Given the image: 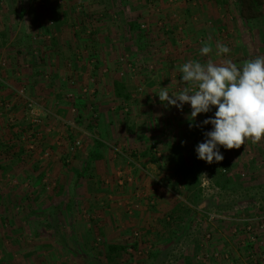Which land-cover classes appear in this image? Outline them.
Returning a JSON list of instances; mask_svg holds the SVG:
<instances>
[{
	"label": "rangeland",
	"instance_id": "obj_1",
	"mask_svg": "<svg viewBox=\"0 0 264 264\" xmlns=\"http://www.w3.org/2000/svg\"><path fill=\"white\" fill-rule=\"evenodd\" d=\"M200 1L182 3L194 2L191 5L200 12ZM208 1L215 5L208 6L209 19L201 22L193 16L189 22L192 14L186 17L182 11L188 4L177 6L176 0H0V47L8 55L23 47L17 51L28 54L25 80L30 81L28 86L21 82L12 87L11 99L0 98L14 104L9 111L0 107L1 111H21L23 119L17 126H27L21 133L2 129L3 144L13 147L19 141L22 152H28L19 155L18 163L13 154L4 159L1 155L0 160L14 159L20 176H42L27 185L19 179L7 191L6 182L0 185L5 195L0 208L6 209L0 212V264H261L255 260L264 247V198L256 191L263 186L251 181L245 160L241 159L242 166L228 167L198 159L196 146L205 139L176 119L172 107L168 110L156 95L161 87H169L172 93L183 89L179 66L189 56L183 39L188 31L203 24L210 32L219 24L224 44L232 42L234 31L243 30L238 36L246 39L248 22L231 18L240 13L236 0ZM218 12L230 14L227 21L215 23ZM61 59L66 61L62 64ZM2 62L7 66L2 67ZM8 63L0 56V94L7 86L12 65ZM116 80L127 85L130 100L115 96ZM22 89L34 101L36 113L43 111L50 121L44 122L43 114H38L40 122L31 123L19 94ZM44 144L52 146L51 151L38 155ZM80 149L88 152L92 162L73 155ZM55 151L53 158H59L50 161ZM98 151L111 154L110 163L99 166L103 154ZM228 151L224 149V160ZM47 154V160H40ZM118 159L120 166L140 165L143 169L136 168L152 175L150 184L156 192L144 196L146 203L135 202L146 206L149 216L153 214L156 230L151 233L143 232L139 221L127 222V217H134L128 213L137 208L130 202L115 205L122 203L123 196L116 201L107 191L98 195L87 186L83 193L84 183L98 185L100 191L114 187V194L127 187L119 184L125 168H112V160ZM93 161L104 177L107 174L104 180L97 166H91ZM78 169H82L80 183V176L73 174ZM205 170L210 178L207 187L200 178ZM121 208L126 212L121 220L127 225L122 240L117 225L116 230L108 228L113 214L121 222L117 212ZM54 210L61 219L59 231L53 227ZM75 217L80 220L76 229ZM112 244L127 249L107 261Z\"/></svg>",
	"mask_w": 264,
	"mask_h": 264
},
{
	"label": "crops",
	"instance_id": "obj_2",
	"mask_svg": "<svg viewBox=\"0 0 264 264\" xmlns=\"http://www.w3.org/2000/svg\"><path fill=\"white\" fill-rule=\"evenodd\" d=\"M169 1H173V0H168V2ZM176 1H178L177 2V4H178L177 6H183V5L185 6L186 4H188V6H186V10L184 9L182 11H184L186 13V17L188 15L192 14V16L187 18V20H189V22L194 20L193 16L194 17L197 16V18H199V20L201 22L205 18L209 19V16L212 15L210 13V9L214 8V6H215V5L212 4V2H210L208 0L200 1V3H199L200 4V12H199V11H197V7L198 6L195 5V4L192 6L191 5L192 2H189V3H184L183 2L182 3L183 0H176ZM209 5L211 7L210 9L208 8ZM172 12H174V11H172ZM235 13H236L235 16H232L231 18L235 17L238 22H242L241 21L242 18L240 16V13L239 14H237V12H235ZM157 15H155V19L156 20L159 19L157 17ZM174 15L178 16V14H174ZM180 15H181L180 16L181 19H183V21H186L184 19L186 17L183 14H180ZM229 16H230V14H228V13L218 12V13L215 14L214 22L215 23L216 22L217 23L225 22V21H227V18ZM246 21L248 22L246 24V39L244 40L241 36H238V33H240V31H243V30L234 31L233 32L234 36L232 38V42L229 43L231 45V46H229L230 52L227 53V54L217 55V51H218V49L216 47L217 43H220V44H223V45H226V46L229 45V44H224L223 43L224 41L220 38V36L218 34L219 30H217V29H219V27H221L219 24L216 27H213V30H211L210 32L209 31H205L206 29L203 28V27H205V26H203V24H202V26L199 25L200 29H198V30L188 31L187 34H184V36H183V39L185 41L184 44L188 45L187 48L185 47V50H187L186 54L189 55L187 57V59H186V62L190 61V60L196 61V58H198V60L201 63H206L208 60H212L213 62H216V63H222L225 59H231L232 62L236 63L237 65H241L246 60L255 59L258 56H264V12L262 14H260L259 16H257V18L248 19ZM58 35L59 34H56V37H58ZM13 40H15V39H13ZM196 41H198V42H196ZM203 42H204V44L207 43L213 49V51L210 53V54H213L212 57L209 56L210 54L207 55V56H203V55L200 54V49H201L202 46H204V44H202ZM7 44L11 45L12 42L10 40H8ZM174 45H175V42L173 44H170V46L172 48L175 47ZM3 48L4 47H0L1 59L7 60L9 62L8 63L9 65H10V62H11L12 65H10V69H9V71L7 73V76H8L7 86L5 87L4 92L0 94V98L3 97V98H6V99L7 98L11 99V97L9 98V96H11V93H13L12 92L13 91L12 87H16V86L18 87V84L21 83V82L22 83H26V85L28 86V83L30 82L28 80H25V78H26L25 75L28 74L27 72L29 70V63H28L29 59H27V57H28L27 52H25L24 50L23 51H17V50H22L23 47H22V49L14 50L13 53L10 52L9 55L5 51H3ZM195 55H197V56H195ZM61 57H62V55H61ZM63 61L65 62L66 60L64 59ZM63 61L61 59V63ZM69 61H71V60H69ZM76 68H77V66H76ZM182 83H183L182 84L183 88L184 87H189V88L192 87L191 85H186L183 81H182ZM193 90H195V89H193ZM168 91L170 93L173 92L172 89H168ZM18 98H19V96H18ZM171 107H172L173 111H175V112L172 113V115L174 114L176 119L184 120V121H182V124L186 125L187 127H190V124H192L193 125L192 128L194 130H191V131L196 133V134H198L201 137V139H205L204 132L212 130V126L210 124L209 125H203V126H201V125H202V122L205 119H207L209 117H214V113L216 111L215 108H213L212 111H210L209 113L200 114L199 116L196 117L195 121H191L189 119L190 112H191V106L190 105L185 104L183 106V110L182 111L178 110L174 106H171ZM166 108H168V110H170L168 106ZM40 112H38V114H43L42 116H44V118H43L44 122H47V119H49V121H50V117L48 118L47 115L43 113V111H40ZM11 113H13V112H11ZM21 114H22L21 111H18V110H17V112L15 114H10L9 112L1 111V109H0V156L4 155V156H2L3 159H4V157L6 155H12L13 154V156H15V157L17 156V158H16L17 159V163L19 162V159L22 158L19 155L20 154L23 155V154L27 153L28 151H26V152H22L21 151L24 148H22V146L20 147L18 145L20 143L19 141H18V144L13 143V147L11 146V144L9 146H7V143L4 145L3 144L4 140L2 139V136H4V134L2 132V129H27V126H25V125L23 127L22 126H17V123H19L18 120L21 121V119H23V116ZM167 115H170V114H167ZM29 124H31V123L29 122ZM20 127H22V128H20ZM36 128L37 129H42L43 127H41V128L36 127ZM192 128L190 127V129H192ZM191 131L189 133H191ZM4 147H5V149H4ZM51 148H52V146H50L48 144H44L41 148H39L40 150L38 149L39 153H37V154L40 155L41 152L43 153V152H45L48 149H49V151H51ZM224 149L225 148L223 146L220 147V152L223 155V157L225 158ZM3 150H5L6 153H4ZM17 152H19V153H17ZM98 152L100 154L102 153L104 155V157H103V155L100 156L101 160L98 161V165L99 166H101L102 164L103 165H107L108 162L110 163L109 158L111 157V154L109 155L110 157H108V155L105 156L103 151H98ZM56 153H58V152L55 151L53 153L52 152L50 153V158H49L50 161L55 160V159L57 160L59 158V157H56L55 159L53 158V157H55ZM237 153H240L241 155L243 154V156H241V158H239L238 156H236ZM73 155H75V156L77 155L78 159H79V157H80V159H83V158L86 157L87 161L90 160L88 152H86V151H84L82 149L76 151L75 153H73ZM47 156H48V154L46 156H44V157L41 156L40 160H43V159L47 160L48 159V158H46ZM241 159L245 160V162H246L245 165L247 166V168H245V169H247V172H250L248 175H249V177L252 178L251 181L254 182V183L257 182L258 185L261 184V186H263V188H261V190L256 191V193H260L261 192L263 195L260 194L262 196H259V197L260 198L261 197L264 198V139H262V141L258 142L257 144L251 143L250 140L246 141V145L245 146L242 145L240 149H232L231 153H229L227 155V160L223 159L222 161L218 162L217 164H221V163L225 164L224 162L228 161L227 164H229V165L242 166L241 163L244 162V161L241 162ZM184 160L186 161L185 157H184ZM68 161H70L69 157H68ZM120 162H121V160H119V159L118 160H112V165H113L112 168L114 169L116 165H117L116 169H121V168L124 169L125 168V170H124L125 175H124L122 181L119 180V184L120 183L122 184L124 182V183L128 184L127 187H120V189H119L120 192H117L116 194H114V189H113L114 187H110V188L102 187L101 188L102 191H100V189L97 188L98 185H94L92 183L90 185L89 184L85 185V183H84L83 184V189H84L83 193H84V195H86V192H87L86 186H87L88 187V191H90L91 193H94V194H98V195H103L104 196V194L102 192L107 191L109 197L114 198V200H116V201H118V198H119L118 195L119 196H123L122 203H120L118 201L119 203L117 202L115 205L124 204V206H125L126 203L130 202L131 204H133L135 206L137 204V203H135L137 200L141 199L142 201H144V199H143L144 196L146 197L147 194H149L147 196H150V195L154 194L155 186L150 184V179L149 178L152 175H150L149 172H147L146 170L144 172L140 171L141 169H143L142 167H140V165L131 166V165L128 164V165H125V166H120ZM15 163L16 162H14V159H12V160L8 159V160H5L4 162L2 161V159L0 160V182H2V183H0V185H3L5 182L8 184V185H6V190L5 191H7L8 186H11V183H19V179L22 180L20 183L23 182V183H25L27 185L29 181H33V180L42 178V176L37 178L36 177L37 175L35 173L25 174L24 177L18 175L17 172H16L17 169L15 168L16 166H14ZM93 163H94V165L91 164V166L92 167L93 166H97V174H98V176L100 177L101 180H104L106 178L107 174H105V177H104L102 172H100V170H98V165L95 163V161H93ZM116 163H118V164H116ZM30 166H31V163H30ZM58 166L61 168V163H58ZM136 167H140V170L137 169ZM78 168H82V167H78ZM40 172H41V174H44L43 170L40 171ZM81 172H82V169H78L77 172L74 171V173H73V174L76 173L78 175L77 178L80 176V179L77 180L79 183L83 181V178L80 175ZM32 175H34V176H32ZM90 180L92 181L93 179H90ZM94 180H96V179H94ZM75 182H76V179H75ZM105 182H108V180H106ZM136 182L140 186L136 185ZM136 186H139V187L136 188V189H138L136 191L137 194H134V190H135ZM14 191L15 190L12 189V192H14ZM2 192L0 191V199H4L3 197H5V195L2 194ZM9 192L11 193V189L9 190ZM105 195H107V194H105ZM262 202L264 204V200H262ZM143 203H146V201H144ZM2 204H4L3 200H2ZM2 204L0 203V206ZM136 208H137V211H136V209L135 210L133 209L135 212L130 211L128 213V214H132V215L134 214V217L133 216H132V218H128L127 217V222H128V220L129 221H131V220L139 221L140 226L143 228L142 230L145 233H151L153 230H156V227L155 226L153 227V223H152L153 214L149 216L148 215L149 212H146L148 208L146 206H144L142 203L139 204L138 206L136 205ZM0 209H1L0 212H3L5 208L3 210H2V208H0ZM7 209L9 210V208H7ZM129 209H130V207H129ZM109 212H111V210ZM117 212H118V215H119L118 220L121 221V222L115 221V218L117 219V216L115 217L114 214H113L112 217H110V220H112V222L109 223L108 228H110V230H111V228H113L112 230H116V225H117L118 226L117 230L119 232V238H120V240H122L123 239V233L125 232L127 225L125 224L124 221L121 220V218L122 217L124 218V216H126V214H125L126 212L124 211V208H121ZM138 213L140 214V216L136 215ZM76 223L77 224L80 223V220H79L78 217H75V219L73 220L74 229H76V227H77ZM112 223H114L115 225H112ZM84 228L87 229L88 225L84 224ZM161 228L162 227H159V226L157 227L158 230H160ZM114 243H118V242H114Z\"/></svg>",
	"mask_w": 264,
	"mask_h": 264
},
{
	"label": "clouds",
	"instance_id": "obj_3",
	"mask_svg": "<svg viewBox=\"0 0 264 264\" xmlns=\"http://www.w3.org/2000/svg\"><path fill=\"white\" fill-rule=\"evenodd\" d=\"M216 47L217 55L230 52L226 45L217 43ZM212 51L205 43L200 54L207 56ZM179 70L182 81L192 87L175 93H170L168 87H161L156 94L160 102L181 111L185 104L190 105L191 121L216 109L214 117L202 122L201 126L210 124L212 130L204 132V142L196 146L198 159L208 164L220 162L224 159L221 146L226 150L240 149L246 141L257 144L264 139V56L246 60L241 65L231 59L222 63L190 60L180 65ZM201 177L202 186L207 187V174L202 173Z\"/></svg>",
	"mask_w": 264,
	"mask_h": 264
},
{
	"label": "trees",
	"instance_id": "obj_4",
	"mask_svg": "<svg viewBox=\"0 0 264 264\" xmlns=\"http://www.w3.org/2000/svg\"><path fill=\"white\" fill-rule=\"evenodd\" d=\"M236 3H237L238 8H239L240 16L244 20L257 18V16L262 14L261 13V7L263 5V0H236ZM114 91H115L114 94L117 98H123L124 100H130L131 99V93L128 91L127 85L123 81H120V80L114 81ZM14 132L21 133V132H23V129H14ZM15 136H18V135H15ZM98 143L100 145H102V143H100V142H98ZM151 150H152V148H151ZM152 152L153 151L149 150L148 154H152ZM89 162H92V161L90 160ZM227 162L225 161L224 162L225 164H223V165L230 167V165L227 164ZM15 201H16V199H15ZM7 208H9V206ZM12 208H13V206H12ZM12 208H10V209H12ZM17 214H18V212H17ZM51 214L53 215L52 216L53 227H55L56 230L59 231L61 226H62L60 216L55 213V210ZM131 246H136V243H134ZM125 249H127V247L124 245H115V244L109 245L110 253H109V255H107V261L108 260L113 261V259H117L115 257L118 254L120 257V252L124 251Z\"/></svg>",
	"mask_w": 264,
	"mask_h": 264
},
{
	"label": "built area",
	"instance_id": "obj_5",
	"mask_svg": "<svg viewBox=\"0 0 264 264\" xmlns=\"http://www.w3.org/2000/svg\"><path fill=\"white\" fill-rule=\"evenodd\" d=\"M1 65H2V67H6L7 66V63L6 62H2ZM19 94H20V97H22V99H23V101L25 103V106H26V114L29 116L28 118L31 120V123L34 124V123L40 122L39 115H38V113H36V111L34 109V107H35L34 101L32 99H30L29 97H27L24 89L20 90L19 91ZM13 105L14 104L11 101H9V100H7V101H5V100L0 101V107L3 108L4 110H7V111L11 110L13 108ZM78 145H79V142H78ZM224 172H227V171L224 170ZM204 173L207 174V178L210 181L209 172L207 170H205ZM207 186H209V182H208V185ZM261 226L264 227V223L261 224ZM254 242H256V241H254ZM255 261L256 262H259L261 264H264V247L262 249V253L260 255H257V259Z\"/></svg>",
	"mask_w": 264,
	"mask_h": 264
}]
</instances>
